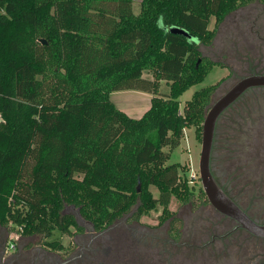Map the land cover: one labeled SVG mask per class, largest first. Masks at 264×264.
<instances>
[{
  "label": "trees",
  "instance_id": "16d2710c",
  "mask_svg": "<svg viewBox=\"0 0 264 264\" xmlns=\"http://www.w3.org/2000/svg\"><path fill=\"white\" fill-rule=\"evenodd\" d=\"M250 1L141 0L135 13L134 0H0V224L70 232L66 205L99 229L133 207L171 218V200L193 191L164 147L192 126L201 139L215 85L183 111L180 97L218 64L201 50L216 34L211 18L217 27ZM120 90L153 94L150 107L129 115L111 98Z\"/></svg>",
  "mask_w": 264,
  "mask_h": 264
},
{
  "label": "rangeland",
  "instance_id": "374dc122",
  "mask_svg": "<svg viewBox=\"0 0 264 264\" xmlns=\"http://www.w3.org/2000/svg\"><path fill=\"white\" fill-rule=\"evenodd\" d=\"M140 1L134 0L133 2L135 13L140 11ZM209 28H216L215 37L210 45H201V50L204 56L211 58L218 64L213 66L202 82L192 86L181 95V111L193 93L202 87L215 85L206 109L207 112L209 107L239 79L255 73H264V0H251L246 5L238 7L228 13L217 27L215 26V17H212ZM143 77L154 78L153 74L147 70L144 71ZM160 84V94L165 95L168 92L167 82L162 80ZM260 90H250L248 96L240 99L235 107H230L224 112L222 117V121L225 122L222 125L224 133L221 135L224 140L216 148L219 150L215 159L216 166L222 171L236 172L238 177L235 180L238 187H234L233 193L241 199L244 207H250L251 213L254 212L252 206L263 208L264 213V199L260 197L257 189L260 180L258 175L264 174V89ZM152 96L153 94L142 90H120L111 94L112 100L120 109L124 111L131 109L135 112L133 115L129 114L133 117H136L137 113H144L147 110V101ZM232 125L241 129L235 133L234 138H230L229 143V138L225 139L228 136L225 132L227 130L229 132L234 131L230 128ZM201 140L202 136L201 139L198 138L195 126H192L184 128L180 144L176 148L171 150L169 146L164 147V151L170 153V159L167 163L179 162L188 167L189 186L193 193L187 201L175 198L171 200L170 209L173 216L158 228L163 233L167 229L170 233H175L177 229H186V227L188 230L191 220L196 217H201V221L205 218L208 220L214 218L218 221L222 217L207 202L206 195L202 192L203 186L199 173ZM224 177L226 178V176ZM151 189L154 195L158 194L156 187L152 186ZM66 210H71L70 206ZM134 210L135 207L132 208V211ZM161 214L162 207H159L148 214H143L141 221L146 226L155 227ZM179 216L184 218L183 221H178ZM7 228L10 232L22 233V227L18 225L10 223ZM228 228L227 222L225 231ZM43 236V234H38L33 238L30 236V238L41 243L45 237ZM70 236L71 234H60L55 231L49 239L60 238L64 243H68L71 239ZM184 239L186 238L184 237Z\"/></svg>",
  "mask_w": 264,
  "mask_h": 264
},
{
  "label": "flooded vegetation",
  "instance_id": "af4514ba",
  "mask_svg": "<svg viewBox=\"0 0 264 264\" xmlns=\"http://www.w3.org/2000/svg\"><path fill=\"white\" fill-rule=\"evenodd\" d=\"M258 89L261 91L264 86L246 90L220 115L215 127L210 170L227 195L254 222L264 225L263 208L252 206L254 212L251 213L250 207H244L241 199L233 193L234 187H238L236 172L222 171L215 163L219 150L216 148L224 140L221 138L224 133V112L235 107L240 99L248 96L250 90ZM230 128L234 131L225 132L228 135L225 139L229 138V143L230 138H234L235 133L241 129L235 125ZM258 177V194L264 199V174ZM203 192L205 193L204 189ZM206 198L210 203L207 196ZM211 206L222 217L218 221L214 218L201 221V217H196L191 220L188 230L186 227L170 233L167 229L163 233L158 228L167 219L162 220L159 216L157 226L149 227L143 224L141 216L135 210H131L104 228H96L92 221L93 225L88 222L86 225L73 226L70 232H66L71 234L68 243L60 238L49 239L47 236H43L44 239L39 243L31 239L38 234L24 235L22 232L19 239L9 247L11 232L7 226L0 224V264H264V236L254 234L233 217L220 212L212 204ZM84 219L90 221L85 217ZM183 219L179 216L178 221ZM226 221L229 228L225 231ZM55 240H59V244H54Z\"/></svg>",
  "mask_w": 264,
  "mask_h": 264
},
{
  "label": "water",
  "instance_id": "95a60500",
  "mask_svg": "<svg viewBox=\"0 0 264 264\" xmlns=\"http://www.w3.org/2000/svg\"><path fill=\"white\" fill-rule=\"evenodd\" d=\"M174 31L187 32L181 28H174ZM190 38H193L189 36ZM40 41L46 42L45 39ZM264 86V73H255L239 79L224 95L216 100L207 110L202 124L201 153L199 158V173L203 189L210 203L220 212L236 219L243 227L257 235L264 236V225L254 222L221 188L210 170V157L213 146L216 123L223 111L233 104L246 90ZM2 118H0V121ZM71 210H66L67 207ZM63 213H72L80 225H86L87 221L80 213V209L74 205H66Z\"/></svg>",
  "mask_w": 264,
  "mask_h": 264
},
{
  "label": "built area",
  "instance_id": "2783aa9c",
  "mask_svg": "<svg viewBox=\"0 0 264 264\" xmlns=\"http://www.w3.org/2000/svg\"><path fill=\"white\" fill-rule=\"evenodd\" d=\"M19 236H20V232H11L10 233V241H9V244L8 246L11 247L18 239H19Z\"/></svg>",
  "mask_w": 264,
  "mask_h": 264
},
{
  "label": "crops",
  "instance_id": "0c3cea01",
  "mask_svg": "<svg viewBox=\"0 0 264 264\" xmlns=\"http://www.w3.org/2000/svg\"><path fill=\"white\" fill-rule=\"evenodd\" d=\"M150 104H151V98L147 101V109L150 107ZM133 107V106H132ZM146 111V110H145ZM125 112H127L128 114H131L133 115L135 112L132 111L131 109L129 110H125ZM144 112V111H143ZM138 115L136 117H140L143 113H137Z\"/></svg>",
  "mask_w": 264,
  "mask_h": 264
}]
</instances>
